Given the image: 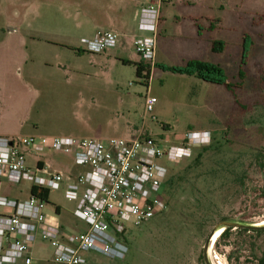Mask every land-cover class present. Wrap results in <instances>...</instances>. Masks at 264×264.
<instances>
[{"label":"rangeland","instance_id":"rangeland-1","mask_svg":"<svg viewBox=\"0 0 264 264\" xmlns=\"http://www.w3.org/2000/svg\"><path fill=\"white\" fill-rule=\"evenodd\" d=\"M23 2L29 8L20 11L24 21L16 22L22 23L18 43L28 57L11 69L14 79H20L18 74L31 86L34 102L23 126L10 123L12 131L20 136L80 138H129L142 132L172 144L183 142L189 131L212 134L210 143L193 148L190 158L157 161L173 181L164 192L167 208L140 226L127 224L126 259L96 256L101 263L206 264L205 243L221 222L264 221V0H167L163 7L179 16L186 14V40L175 32L177 23H169L168 40L176 45L170 46L160 35L155 60L182 66L186 52V63L194 59L220 65L233 93L225 86L155 66L147 85L137 78L136 68L123 65L114 51H88L81 39L88 27L86 0ZM192 14L205 15L196 20L201 35L197 38L190 36ZM246 36L252 46L243 62ZM9 37L0 29V41ZM213 42L222 43L223 51L214 52ZM124 47V59L141 61L135 43ZM147 93L158 99L150 114H145ZM43 159L57 170L74 166L72 157L63 152ZM28 160L33 162L31 156ZM5 184L25 195L31 187L27 182ZM64 191V186L50 190L45 212L56 224L83 232L85 224L74 216L76 204L66 199ZM56 206L61 209L58 216ZM37 246L36 254L49 260L45 264H54L52 244L40 239ZM212 250L223 264H261L264 233L233 228L216 240Z\"/></svg>","mask_w":264,"mask_h":264},{"label":"built area","instance_id":"built-area-1","mask_svg":"<svg viewBox=\"0 0 264 264\" xmlns=\"http://www.w3.org/2000/svg\"><path fill=\"white\" fill-rule=\"evenodd\" d=\"M160 17V6H143L140 27L150 35L135 40L141 60L153 68ZM82 43L88 51L102 54L116 48L119 35L100 30ZM157 102V97L147 93L145 114L152 113ZM211 136L208 131H190L183 142L172 144L142 132L129 138L0 135V180L17 185L27 182L31 188L49 191L64 186L66 199L76 204L74 216L86 226L83 232L65 234L47 222L46 200L32 194L24 201L0 195V205L14 210L10 216H0V264H17L21 259L33 264L30 246L37 237L52 244L53 260L59 264H84L81 254L87 252L125 260L127 224L140 226L167 208L168 169L157 161L190 158L193 148L209 144ZM56 152L70 155L73 168L57 170L44 161Z\"/></svg>","mask_w":264,"mask_h":264},{"label":"crops","instance_id":"crops-1","mask_svg":"<svg viewBox=\"0 0 264 264\" xmlns=\"http://www.w3.org/2000/svg\"><path fill=\"white\" fill-rule=\"evenodd\" d=\"M167 0H86L85 9L86 11V22L88 27L82 31L81 39L92 40L99 30L113 31L119 35V43L115 49L107 51H114L115 54L120 56L121 60L124 59V54L127 53L125 45L128 46L129 42L135 43L138 37L150 35L147 30L140 27L139 12L143 6L156 5L160 6L161 19L157 30V43L156 55L160 50V35L162 39L167 41L171 35L169 26L165 28L169 23L174 21L177 23V27L174 29L175 32L180 36L182 41L186 40V14L179 16L174 10L164 9ZM27 2L19 0H0V29L9 32V38L0 41V135L1 136H19L16 130L10 128V123L19 122L21 126L24 125L25 117L29 116L32 110L33 102L31 97L33 90L31 86L22 78L16 74L20 79L13 78L15 75L14 70L11 69L12 64L24 62L28 55L23 49V44L18 43V33L21 30L20 24L16 20L20 19L21 10H28ZM78 11V7L76 6ZM79 12V11H78ZM168 16V18H166ZM199 16L204 18L205 15H190L191 20L190 36L193 38L200 37L199 27L196 20H199ZM193 21V22H192ZM166 23V24H165ZM89 28V29H88ZM165 32V35L163 34ZM198 34V36H197ZM73 36L72 34H69ZM68 37V36H66ZM36 39V38H35ZM50 44H56L53 41H47ZM67 42V41H65ZM170 46L176 45L175 42L169 41ZM65 46H71L70 43H65ZM124 45V46H123ZM18 46V47H17ZM17 47V49H16ZM82 49V48H81ZM173 51V50H171ZM84 52V51H83ZM175 52V51H173ZM184 65L186 64V52L184 55ZM129 60V59H128ZM194 60V59H192ZM131 61H136L132 60ZM191 61V60H189ZM157 64H161L160 61L156 60ZM123 65H125L123 63ZM183 66V65H182ZM14 68V67H13ZM157 69V68H156ZM155 71V70H154ZM153 71V72H154ZM153 77V73H152ZM166 130H170L168 125ZM211 132L209 130H198L194 132ZM190 132V131H189ZM74 170V169H73ZM6 180H0V195L10 200L24 201L31 195V187L28 193L25 195L23 190H14L11 186L5 184ZM11 185V184H10ZM49 204V203H48ZM58 208V209H57ZM14 210L10 207L0 205V216H10ZM47 222L54 226H59L66 233H73L75 231L68 230V228L62 224H56L54 219L49 218L47 214ZM60 207L56 206L54 214H60ZM51 214V213H50ZM37 237L36 241L30 246V257L33 260V264H45L49 260L46 257H40L36 254L37 242L40 240ZM53 254V253H52ZM85 260L84 264H108L101 263L96 256H105L95 253L87 252L81 254ZM107 259V258H106ZM110 260V259H109ZM54 264H58L53 262ZM17 264H24V260H19Z\"/></svg>","mask_w":264,"mask_h":264},{"label":"trees","instance_id":"trees-1","mask_svg":"<svg viewBox=\"0 0 264 264\" xmlns=\"http://www.w3.org/2000/svg\"><path fill=\"white\" fill-rule=\"evenodd\" d=\"M252 46V42L248 38V36L245 37L244 39V58L243 62H245L246 55L248 54L250 47ZM224 49V46L220 42H213V51L214 52H222ZM122 62L125 65H133L136 68V76L139 79H142L144 83H147L148 80L151 78L152 74V67L149 64H146L142 60L139 62H134L130 60H122ZM155 67L158 69H161L165 72H171L174 74L178 75H186V76H193L196 77L202 81L208 82V83H213V84H218L225 86L230 92L233 93V85L229 81L228 77L225 74V71L221 68L220 65L213 64L210 62H205V61H200V60H191L188 61L185 65L183 66H169L165 64H155ZM146 84H143L147 86ZM202 158V155L199 154L197 156V163L200 162ZM173 186V181H167V187ZM167 190V189H166ZM31 194L42 198L49 203V195L50 191L49 190H41L40 188L37 187H32L31 188ZM58 209V208H57ZM232 230V228H227L223 231L222 237H226L229 234V231ZM255 233H264L263 230H257L254 231ZM220 236V237H221ZM261 264H264V259L261 260Z\"/></svg>","mask_w":264,"mask_h":264},{"label":"water","instance_id":"water-1","mask_svg":"<svg viewBox=\"0 0 264 264\" xmlns=\"http://www.w3.org/2000/svg\"><path fill=\"white\" fill-rule=\"evenodd\" d=\"M227 228H236V229H246V230H263L264 229V223L261 222L259 224H248V223H243V222H236V221H223L221 222L209 235L205 246H204V259L206 264H213L211 260V255H210V247L212 245V239L215 235V233L219 230L227 229Z\"/></svg>","mask_w":264,"mask_h":264},{"label":"bare ground","instance_id":"bare-ground-1","mask_svg":"<svg viewBox=\"0 0 264 264\" xmlns=\"http://www.w3.org/2000/svg\"><path fill=\"white\" fill-rule=\"evenodd\" d=\"M263 223H264V221H263ZM222 233H223V230H219V231H217L215 233V235H214V237L212 239V245L210 247V255H211L212 259L215 260V261H217V262H215V264H223V262L220 261L219 256L218 255H214L213 250H212L214 244L216 243V240H218L220 238V236L222 235Z\"/></svg>","mask_w":264,"mask_h":264}]
</instances>
